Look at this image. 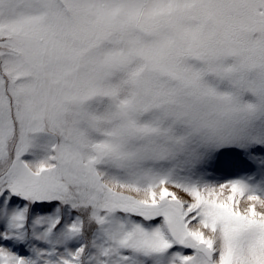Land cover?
<instances>
[{
	"label": "snow or ice",
	"instance_id": "snow-or-ice-1",
	"mask_svg": "<svg viewBox=\"0 0 264 264\" xmlns=\"http://www.w3.org/2000/svg\"><path fill=\"white\" fill-rule=\"evenodd\" d=\"M0 264H264V0H0Z\"/></svg>",
	"mask_w": 264,
	"mask_h": 264
},
{
	"label": "rangeland",
	"instance_id": "rangeland-1",
	"mask_svg": "<svg viewBox=\"0 0 264 264\" xmlns=\"http://www.w3.org/2000/svg\"><path fill=\"white\" fill-rule=\"evenodd\" d=\"M254 169L249 167V168H241L237 170V172L233 175V178H240L244 176L246 173L253 171Z\"/></svg>",
	"mask_w": 264,
	"mask_h": 264
}]
</instances>
